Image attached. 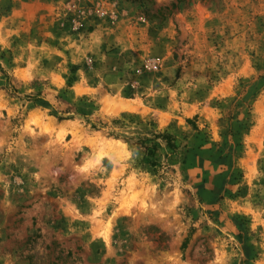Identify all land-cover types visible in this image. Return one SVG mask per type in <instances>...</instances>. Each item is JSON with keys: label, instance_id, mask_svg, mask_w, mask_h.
I'll return each mask as SVG.
<instances>
[{"label": "rangeland", "instance_id": "obj_1", "mask_svg": "<svg viewBox=\"0 0 264 264\" xmlns=\"http://www.w3.org/2000/svg\"><path fill=\"white\" fill-rule=\"evenodd\" d=\"M0 264H264V0H0Z\"/></svg>", "mask_w": 264, "mask_h": 264}]
</instances>
